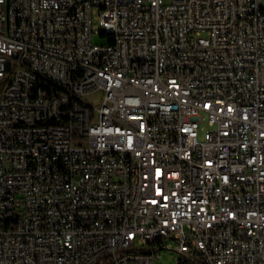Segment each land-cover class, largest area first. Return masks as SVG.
<instances>
[{"label":"built area","instance_id":"obj_1","mask_svg":"<svg viewBox=\"0 0 264 264\" xmlns=\"http://www.w3.org/2000/svg\"><path fill=\"white\" fill-rule=\"evenodd\" d=\"M98 263L264 264V0H0V264Z\"/></svg>","mask_w":264,"mask_h":264},{"label":"rangeland","instance_id":"obj_2","mask_svg":"<svg viewBox=\"0 0 264 264\" xmlns=\"http://www.w3.org/2000/svg\"><path fill=\"white\" fill-rule=\"evenodd\" d=\"M93 27H94V31H98L99 30L98 17H97L96 14L93 17ZM93 40H94V43H96V44H104L105 43V39H102L98 34L94 35ZM90 100L96 106H98L100 104L98 96L90 97ZM98 264H101V263H98Z\"/></svg>","mask_w":264,"mask_h":264},{"label":"bare ground","instance_id":"obj_3","mask_svg":"<svg viewBox=\"0 0 264 264\" xmlns=\"http://www.w3.org/2000/svg\"><path fill=\"white\" fill-rule=\"evenodd\" d=\"M102 39H105L104 44H97L98 47H106V37L100 36ZM75 105H83V97H74ZM48 152H57V145H48Z\"/></svg>","mask_w":264,"mask_h":264}]
</instances>
